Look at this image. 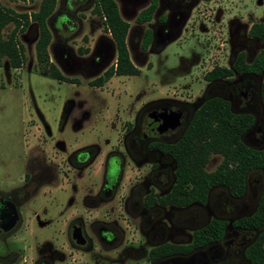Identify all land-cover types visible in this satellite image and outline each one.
Masks as SVG:
<instances>
[{
	"label": "flooded vegetation",
	"instance_id": "obj_1",
	"mask_svg": "<svg viewBox=\"0 0 264 264\" xmlns=\"http://www.w3.org/2000/svg\"><path fill=\"white\" fill-rule=\"evenodd\" d=\"M85 1L66 0L65 5L69 11H76ZM201 1L157 0L151 20L138 24L136 19L150 6V0H128L131 12L139 10L135 18L138 28L148 24L141 29L142 51L135 52L132 60L128 30L126 42L132 64L138 69L143 67L147 50H159L178 39L190 21V13ZM163 8L166 14H161ZM119 13L123 18L120 9ZM76 18L75 12L63 15V34L68 28L71 32L75 29ZM153 20L155 23L150 24ZM48 27L52 40L49 20ZM146 31H150L151 41L143 50ZM84 51L82 56L86 55ZM258 52L248 62L246 53L239 51L228 68L213 67L203 78L215 68L232 70L240 53L251 64ZM114 53L116 56L112 40L101 41L89 57L72 58L71 73L95 75L87 85L101 90L106 83H90L115 64ZM258 78L262 80L261 76L244 72L210 81L204 78V93L191 102L182 97L159 98L142 103L137 109L131 107L132 118L122 121L116 139L110 145L105 142L106 147L97 142L70 143L65 137L68 119L64 113L61 119L39 127L41 135L33 141L23 140L22 154L13 161L19 167L3 168L0 173V264H250L246 251L263 230L242 222L258 210L264 192L263 170L252 168L245 173L240 194L215 185L209 188L204 203L192 201L179 206L167 198L177 185L173 148L209 100H222L233 115L251 116L252 124L240 141L250 149L264 150L262 81L258 92ZM255 102L261 115L250 108ZM250 135L256 137L255 146L248 144ZM218 156L217 167L207 171L212 157ZM222 161L221 154H211L204 170L212 174ZM216 224L222 225L221 237L197 244L195 234ZM165 246L184 250L167 253L163 249L152 255L153 250Z\"/></svg>",
	"mask_w": 264,
	"mask_h": 264
},
{
	"label": "rangeland",
	"instance_id": "obj_2",
	"mask_svg": "<svg viewBox=\"0 0 264 264\" xmlns=\"http://www.w3.org/2000/svg\"><path fill=\"white\" fill-rule=\"evenodd\" d=\"M40 2L0 0V7L15 14L30 15L38 10ZM85 2L76 11H69L66 0H58L49 19L52 32L49 59L64 75L76 78L78 85L53 80L38 64L35 52L38 30L35 23H30L24 32H17L15 36L18 46L23 49L21 68L12 69L8 59L0 56V173L3 168L19 167L18 163L14 166L13 161L22 154L23 140L33 141L34 137L41 135L39 127L61 119L63 113L68 119L65 137L70 143L97 142L106 147L105 142L110 145L116 139L122 121L132 118L134 111L131 107L137 109L140 104L159 98L182 97L191 102L204 93L203 76L213 67L228 68L231 58L239 51L245 52L247 61L251 62L255 54L264 48L247 36L251 25L264 17V0L201 1L190 13V21L178 39L159 50H147L148 59L143 67H139L138 76H115L101 90H95L87 85L95 75L85 77L80 72L71 73L70 67L72 58L89 57L99 42H111L102 21L92 12L94 1ZM115 2L129 24L128 43L132 48V60L135 52L142 51L141 29L148 24L138 28L135 18L139 10L131 12L128 0ZM73 12L77 17L76 27L71 32L66 26L67 33L63 34L60 27L62 17ZM166 13V8H163L161 14ZM154 23L155 20L150 24ZM13 29V24L7 25L0 38L5 39ZM85 49L87 52L83 54L86 55L82 56L81 51ZM261 81V78L257 79L258 92ZM250 108L261 115L257 102ZM255 141V135L248 137L249 145L255 146ZM219 162V156L212 157L207 171H213ZM134 237H138L136 228Z\"/></svg>",
	"mask_w": 264,
	"mask_h": 264
},
{
	"label": "trees",
	"instance_id": "obj_3",
	"mask_svg": "<svg viewBox=\"0 0 264 264\" xmlns=\"http://www.w3.org/2000/svg\"><path fill=\"white\" fill-rule=\"evenodd\" d=\"M22 1L33 3L36 0ZM202 1L208 3L211 0ZM57 2L58 0H41L38 10L30 15L15 14L11 10L0 7V33L7 25H14V29L5 39L0 38V56L8 59L12 69L21 68L24 58L23 49L18 46L15 36L17 32H24L30 23H35L38 30V39L35 44L38 64L53 80L59 83L78 84L76 79L61 74L49 61L48 46L51 41V33L48 20L53 14ZM94 2L92 12L100 18L106 32L111 36L116 51V62L103 76L91 82L90 85L101 86L113 76H138L140 70L130 61L127 48L129 24L121 17L117 3L115 0H94ZM156 7L157 0H150V6L140 12L136 22L144 24L151 20ZM248 37L256 39L264 45V17L260 22L251 25ZM150 41V31H146L142 42L143 50L147 49ZM86 52L84 51V53ZM233 72H244L262 77L261 102L264 115V50L258 52L251 64H247L244 53H240L232 70L215 68L204 78L207 81L226 78L232 76ZM251 124V116L233 115L222 100L214 99L206 102L195 114L191 127L182 141L173 148L172 154L177 162V185L167 201L179 206L192 201L204 203L209 188L215 185L225 186L232 193L240 194L243 190L244 175L248 170L259 168L264 171V150L250 149L240 141V136ZM170 149L172 148L170 147ZM211 154H221L223 161L214 173L208 174L204 168ZM242 224L253 229L263 230L257 242L246 251L245 257L250 264H264V192L256 214L251 219L243 220ZM216 225L197 232L195 234L197 244L219 239L222 235V225ZM163 249L168 253L172 249L184 250V247L165 246L155 249L151 253L154 255Z\"/></svg>",
	"mask_w": 264,
	"mask_h": 264
}]
</instances>
